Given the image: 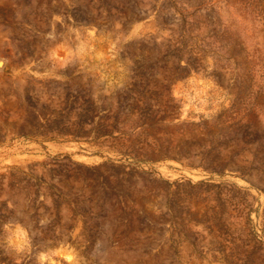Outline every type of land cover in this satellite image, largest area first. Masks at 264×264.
I'll use <instances>...</instances> for the list:
<instances>
[{
    "label": "rangeland",
    "instance_id": "obj_1",
    "mask_svg": "<svg viewBox=\"0 0 264 264\" xmlns=\"http://www.w3.org/2000/svg\"><path fill=\"white\" fill-rule=\"evenodd\" d=\"M0 264H264V0H0Z\"/></svg>",
    "mask_w": 264,
    "mask_h": 264
},
{
    "label": "bare ground",
    "instance_id": "obj_2",
    "mask_svg": "<svg viewBox=\"0 0 264 264\" xmlns=\"http://www.w3.org/2000/svg\"><path fill=\"white\" fill-rule=\"evenodd\" d=\"M0 66H1V64H0Z\"/></svg>",
    "mask_w": 264,
    "mask_h": 264
}]
</instances>
